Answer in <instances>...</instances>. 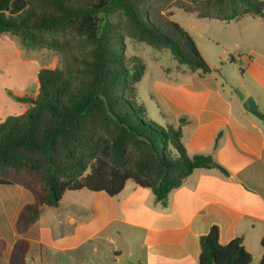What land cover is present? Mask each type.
<instances>
[{
  "label": "trees",
  "instance_id": "1",
  "mask_svg": "<svg viewBox=\"0 0 264 264\" xmlns=\"http://www.w3.org/2000/svg\"><path fill=\"white\" fill-rule=\"evenodd\" d=\"M171 1L221 22L262 17L264 10V0H0V34L15 36L26 48L53 50L62 60L60 68L37 72L33 99L13 96L30 102L26 111L0 122V186L20 185L33 196L16 221L18 233L45 207H57L66 192L113 197L131 180L164 204L194 170L226 174L211 155L187 154L181 128L148 117L136 89L144 65L125 56L111 20L119 16L127 37L168 50L180 66L206 76L211 70L197 45L167 11ZM198 244L197 264L251 262L241 238L219 243L216 226ZM260 246L258 264H264V236ZM6 249L0 238V257ZM28 249L26 240H17L8 263L25 264Z\"/></svg>",
  "mask_w": 264,
  "mask_h": 264
},
{
  "label": "crops",
  "instance_id": "2",
  "mask_svg": "<svg viewBox=\"0 0 264 264\" xmlns=\"http://www.w3.org/2000/svg\"><path fill=\"white\" fill-rule=\"evenodd\" d=\"M237 23L239 84L225 89L220 84L218 89L217 80L198 76V85H183L186 101L171 102V115L161 109L164 121L149 117L159 126L181 128L187 154L211 155L226 174L217 168L194 170L164 204L131 180L113 197L85 189L66 192L57 207H45L22 233L15 224L33 196L20 185L0 186V238L7 244L0 264H9L19 239L29 244L25 264H197L199 237L212 226L219 230L221 245L241 238L251 261L259 263L263 250L258 245L264 236V119L245 111L242 104L250 97L264 115V45L258 46L264 10L262 17Z\"/></svg>",
  "mask_w": 264,
  "mask_h": 264
},
{
  "label": "rangeland",
  "instance_id": "3",
  "mask_svg": "<svg viewBox=\"0 0 264 264\" xmlns=\"http://www.w3.org/2000/svg\"><path fill=\"white\" fill-rule=\"evenodd\" d=\"M167 11L172 15L171 19L194 40L201 56L210 67V74L200 76L197 71L192 72L187 67L180 66L168 50H156L127 37L124 34L123 20L119 16L111 17L121 36L125 56L135 57L144 65L145 72L136 86L137 95L148 117H154L156 122L164 121L160 114L161 109L171 115V102L175 104L178 100H187L183 85H198V76L217 80L218 89H221L220 84L224 86L223 89L227 85L239 84V39L234 30L239 27V23L232 22L226 26L217 20L199 18L195 13L184 12L176 1L168 4ZM258 38V46L263 47L264 24H260ZM61 66V56L57 52L26 48L15 36L0 34V119L19 116L26 111L30 102H18L13 96L33 99L37 95V72L40 69ZM156 84L161 89L158 90ZM162 89L168 100L161 95ZM151 96L153 99H150ZM249 264L257 262L254 260Z\"/></svg>",
  "mask_w": 264,
  "mask_h": 264
},
{
  "label": "water",
  "instance_id": "4",
  "mask_svg": "<svg viewBox=\"0 0 264 264\" xmlns=\"http://www.w3.org/2000/svg\"><path fill=\"white\" fill-rule=\"evenodd\" d=\"M242 107L245 111L249 112L258 119H264V115L259 113L257 106L255 105L252 98L248 97L247 99H245V101L242 104Z\"/></svg>",
  "mask_w": 264,
  "mask_h": 264
}]
</instances>
